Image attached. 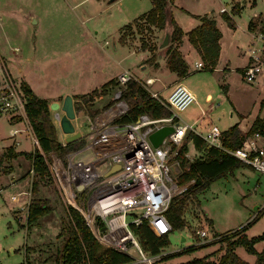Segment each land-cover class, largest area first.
<instances>
[{
  "label": "rangeland",
  "instance_id": "374dc122",
  "mask_svg": "<svg viewBox=\"0 0 264 264\" xmlns=\"http://www.w3.org/2000/svg\"><path fill=\"white\" fill-rule=\"evenodd\" d=\"M173 1L172 17L182 26L186 25L187 16L179 9L181 6L198 13L212 10L213 14L220 15L217 7L222 3L231 14V0ZM240 2L243 7L233 17L237 24L247 21L254 12L258 15L257 18L264 19V0ZM74 3L76 4L72 6ZM149 6V0H0V53L17 85L26 82V79H33L43 82L41 86L53 93L64 86L72 85L76 86L75 91L90 84L99 88L104 83V77L113 75L112 78H115L118 72L126 68L135 80L143 83L146 76H155L156 81L145 88L148 92L157 90L170 78L169 71L152 66L147 59L140 62L137 52L129 53V50L135 43H140L139 38L157 45L162 39V30L148 27L140 21V30L133 27L126 32L123 39H119L122 33L120 27L131 23L146 12ZM238 6L234 5L236 8ZM28 11L37 13V24H29L23 19ZM72 16L76 22L69 20ZM220 26L224 28L222 24ZM49 28H54L52 30L56 36H60L57 41H50ZM79 28L86 31L102 54L105 51L113 58H104L103 55L102 58L99 57L98 50L95 51L91 46V49L88 48V41L87 49L85 47L87 58H80L84 50L83 42L81 45L75 44V39L72 40L71 36ZM37 33H43L41 36L45 44L39 51L34 52L31 41ZM233 35V45L224 48L222 59L216 68L195 70L191 61L188 73L182 77L177 76L196 95V101L180 112L181 117L192 124L196 131L204 132L212 124L223 131L235 122L242 130L247 128L257 113L264 115V105L260 107V100L264 96L263 85L244 81L240 69L223 68L222 62L227 61L226 59L230 61V67L240 63L244 58L241 51L250 40V33L244 27L237 28ZM112 37L117 46L115 51L112 49ZM104 41H108V44H104ZM101 44H104L103 48ZM156 52L157 50L151 54ZM139 63L144 66L140 68ZM121 86L117 84L111 91L100 94V98L93 104L81 105L72 97L75 117L70 122L74 128L73 133L78 132L80 136L69 142L76 143L77 146L81 143L83 145L88 118L99 114L112 101L116 90ZM165 94L166 91L159 92L161 97ZM57 103V107L48 103V112L56 139L63 145L67 143L65 137L68 135L61 131L59 122L64 111L61 109V102ZM13 128L18 129V132L10 135ZM184 144L185 156L189 160L201 155L190 140L184 141L182 145ZM7 146L22 151H30L38 146L27 117L0 115V155L6 152ZM180 147L181 145L177 148ZM51 154L60 156L58 153L49 152L46 158ZM30 165V160L23 155L15 158L3 157L0 162V264L21 263L24 260L25 246L28 261L32 264H53V253L59 246L58 231L65 224V212L69 206L60 197L50 174L49 179L37 183V190L32 193L30 187L34 173ZM180 172L179 160L173 161L171 174L175 181ZM177 196L186 198L183 211L185 225L182 229L167 233L168 244L158 252L159 259L151 264H180L223 246V243L213 238L193 251L165 257L195 244L193 231L196 228L206 229L208 233L225 232L237 229L252 219L264 205V173L241 165L232 173L210 182L196 196L192 192H181ZM32 197L41 198L49 211L40 216L35 224L26 228V208ZM263 232L264 210L247 226L244 233L251 237ZM181 236L184 239L181 240ZM253 246L257 251L261 250L264 239L256 241ZM220 253L221 251L214 253L212 258L217 259ZM235 253L245 261H253L255 258L242 245L235 248ZM126 254L132 259L130 264H148L139 260L140 255L134 247H129Z\"/></svg>",
  "mask_w": 264,
  "mask_h": 264
},
{
  "label": "built area",
  "instance_id": "2783aa9c",
  "mask_svg": "<svg viewBox=\"0 0 264 264\" xmlns=\"http://www.w3.org/2000/svg\"><path fill=\"white\" fill-rule=\"evenodd\" d=\"M240 1L231 0V6L238 4L241 9ZM218 11L228 13L225 6ZM257 17L256 13L252 14L248 20L250 40L242 51L246 61L240 70L244 81L264 87V19ZM138 50L139 45H134L132 51ZM193 66L200 70L202 62L194 61ZM130 79L135 77L126 68L116 76L120 85ZM154 80V77H147L141 83L146 87ZM162 89L149 91L166 110L162 115L152 117L140 113L135 120L118 122L128 110V104L117 89L112 101L99 114L88 118L83 145L58 157L51 154L48 159L39 150L60 197L83 216L97 242L123 253L134 247L140 255L139 260L148 264L160 256L148 254L140 248L132 226L144 222L157 236L167 235L172 230L164 212L170 200L189 184L178 185L172 175L173 161L178 162L175 158L177 147L186 141L190 131L198 134L207 145L219 147L222 133L214 124L204 132L196 131L181 117L180 112L196 101L194 93L182 82H174L164 97L159 96ZM95 99L93 95L91 101ZM75 101L85 104L79 98ZM24 104L20 84L15 83L0 53V115L25 118ZM251 123L240 130V143L225 151L241 164L264 173V127L248 132ZM163 126H170L171 130L153 146L148 135ZM17 132L18 129L13 128L9 134ZM114 164L118 167L109 171ZM193 235L195 244L218 237L202 228H196Z\"/></svg>",
  "mask_w": 264,
  "mask_h": 264
},
{
  "label": "trees",
  "instance_id": "16d2710c",
  "mask_svg": "<svg viewBox=\"0 0 264 264\" xmlns=\"http://www.w3.org/2000/svg\"><path fill=\"white\" fill-rule=\"evenodd\" d=\"M149 1L151 6L146 12L136 17L131 23H126L120 27L122 33L119 39H123L126 32L133 27L140 30V21L148 25V27L152 26L156 29L163 30L167 19H169L170 40L161 50L165 58L166 68L174 72L178 77H182L188 73L187 63L177 48L182 37L186 36L188 42L194 48L202 62L201 69H214L220 49L218 39L221 36V32L216 26L214 18L207 14H191V16L199 20V23L191 29L183 31L168 12V7L173 0ZM253 2L254 0H252V3ZM231 11L233 14L237 12V8L233 6ZM221 16L228 26H233L229 14L223 12ZM249 25L250 21L248 22V27ZM139 40L142 50L147 49L151 52L157 50L156 54L152 53L151 56L146 58L152 66L157 67L156 58L158 57V52H160L157 46L147 43L144 38H139ZM117 84L116 78H111L101 84L99 88H94L85 94H75L74 98H81L83 101L91 100L93 95L109 92ZM20 87L25 96L24 108L26 117L30 122L39 149L35 147L30 151H22L14 150L12 146H7L6 152L0 155V162L3 157L15 158L18 155H23L28 158L31 164L30 169L34 173L30 188L32 193H35L37 190V183L41 180L50 178L47 165L40 151L45 155L49 152L62 155L68 150L80 147L82 143L79 146L72 142H67L62 145L56 139L54 127L49 119L48 101L45 98L35 95L26 82H21ZM119 89L120 96L126 100L128 104V110L118 119V122L123 123L135 120L140 113H147L152 117H157L166 113L163 106L150 95L140 81L130 79ZM263 105L264 96L260 100V107ZM51 115H53V111H51ZM17 120L18 118H16V121ZM262 127H264V117L257 113L248 132ZM65 134L69 136L72 132ZM241 136V131L237 122L222 131L220 138L221 145L219 147L207 145L198 134L190 131L186 141L190 140L193 147L201 152V155L189 160L185 156V144L181 145L177 150L175 158L179 160L181 172L177 175L176 183L181 185L189 182L182 193L192 192L196 196L197 192L204 190L210 182L216 178L222 177L227 173H232L235 168L243 165L234 156L225 151V149L231 150L235 148L240 143ZM185 199L186 198L183 196H174L164 212L172 230L182 229L185 225L183 217ZM263 210L264 205L257 210L252 219L237 229L215 232V234L218 235L216 241L223 243V246H219L210 253L200 257H193L180 264H250L235 253V248L239 245L244 246L248 253L255 256V260L252 264H264V247L257 251L253 246L256 241L264 239V232L251 237H248L244 233L247 226L257 219ZM48 211V206H46L41 198L32 197L27 203L26 208V228H28L29 225L35 224L37 219ZM132 231L140 248L152 255L158 254L161 248L168 244L167 235H155L144 222L139 225H133ZM58 236L60 237V242L58 248L53 253V264H130L132 260L126 253L112 248L102 247L91 233L83 216L75 208L70 206L65 212V224L58 231ZM201 245L204 244L188 245L165 257L183 252H190L199 248ZM24 250V260L19 264H32L28 261L26 246ZM219 251H221V253L218 258H212V255Z\"/></svg>",
  "mask_w": 264,
  "mask_h": 264
},
{
  "label": "crops",
  "instance_id": "0c3cea01",
  "mask_svg": "<svg viewBox=\"0 0 264 264\" xmlns=\"http://www.w3.org/2000/svg\"><path fill=\"white\" fill-rule=\"evenodd\" d=\"M174 2V1H173ZM78 3V2H77ZM76 3H74V4H72V6H74ZM149 4H150V1H149ZM150 6H151V4H150ZM150 6L148 7V8H150ZM171 6H173V3H172V5H171V3H170V5H169V7H168V12L172 15V10H171ZM221 6H224L222 3L220 4V5H218V7H217V13H219V11H218V9L221 7ZM181 8V10L183 11V12H185V14H186V16H187V18H186V25L185 26H182V25H180L178 22H176L180 27H181V29L183 30V31H187V30H189V29H191L192 27H194V26H196L198 23H199V20L197 19V18H195V17H193V16H191V14H197V15H201V14H207L208 16H212V18H214V20H215V22H216V26L218 27V29L220 30V32H221V36H220V38L218 39V42H219V46H220V49H219V54H218V58H217V62H216V65H215V68L218 66V64L220 63V61H221V59H222V53H223V51H224V48H228L229 46H232L233 45V38H234V33H235V31L237 30V28H241V27H244V29L246 30V31H248L249 32V30H248V20H249V18L247 19V21H244V22H240V23H238L237 24V22H236V20L233 18L236 14H239V10H238V8H237V12H235V13H233L232 14V11H231V14H229V13H227V14H229L230 16H231V19H232V24H233V26L232 27H230V26H228L227 25V23L223 20V18H222V16H221V13H219L220 15H215V13L213 14V12H212V10L211 11H206V12H204V13H198V12H195V11H192V10H189V9H185V8H183L182 6L181 7H179V9ZM144 13V12H143ZM253 14H255V12L253 13ZM25 21H27L29 24H37L38 22H39V17H38V15H37V13L36 12H34V11H28L27 13H26V15H25V17L23 18ZM69 20H74L75 22H76V20H75V18L72 16V18L70 17L69 18ZM74 22V23H75ZM220 24H222V26L224 27V28H222L221 26H220ZM53 25V24H52ZM54 26V25H53ZM52 29H54V28H49L48 30H50V31H48V33H49V36H50V41H53V42H55V41H57L58 40V38L60 37H58V36H56V34L54 33V30H52ZM154 29H156V28H154ZM156 30H159V29H156ZM119 32V31H118ZM43 33H40V34H36V37H34V40L33 41H31V47H32V49H33V51L35 52L36 50H40L42 47H43V45L45 44V42H44V40H43V38H42V35ZM162 34H163V30H162ZM156 35H157V33H156ZM72 40H74L75 39V41H74V43L76 44V43H78V44H82V42H83V47H84V50H83V54L80 56V58H87V52L85 51V47H86V49H87V46H86V44H88L87 43V41L89 42V44H88V48L89 49H91V47L93 48V49H95V51H97L98 50V48H97V46L95 45V43L92 41V38H89L90 36L89 35H87V33H86V31L84 30V29H81V28H79V30L78 31H75V33H73L72 35ZM65 39H67V38H65ZM112 39H114L113 37H112ZM90 42H91V44H90ZM248 42V41H247ZM246 42V43H247ZM147 43H149V42H147ZM245 43V44H246ZM150 44H152V43H150ZM135 45H139V50L138 51H132V48L129 50V53H136L137 52V54H138V56H137V58H138V60L141 62L142 60H145L146 58H148L149 56H151V51H149V50H147V49H144V50H142L141 48H140V43H135ZM91 46V47H90ZM102 48H103V46H104V44H101L100 45ZM157 46V45H156ZM14 48H16V49H18V47L17 46H14ZM116 48H117V46L115 45V42L114 43H112V49H113V51H115L116 50ZM178 50H179V52L181 53V55H182V57L184 58V60L186 61V63H187V66H188V68H190V66H191V61H192V63L194 62V61H198V60H200L199 59V57H198V55H197V53H196V51L194 50V48L190 45V43L188 42V40H187V38H186V36H183L182 37V39H181V42L178 44ZM244 49H242V51H243ZM99 51V57H101L102 58V55H103V57L104 58H113V56H111L109 53H107V52H105L104 51V54H102V52L100 51V50H98ZM241 51V53H242V56L244 57V58H242V60L240 61V63L239 64H236V65H234V66H231L230 67V61L228 60V59H226L227 61H223L222 63L224 64L223 65V68H228V69H231V68H237V69H240L241 68V66L245 63V61H246V58H245V56L243 55V52ZM158 59H157V67L156 68H158V67H160V69L161 68H163L164 70H168L167 68H166V65H165V58L163 57V55L161 56V57H157ZM140 64V68H142V66H144V64H142V63H139ZM18 70V69H17ZM19 71H21V70H19ZM169 71V70H168ZM119 73V72H118ZM169 74H170V78L169 79H166L165 80V83L159 88V89H157V90H160V89H162V87L163 86H168V88L174 83V82H176V81H180L181 80V78H180V80H178V77H177V75L174 73V72H171V71H169ZM113 77V75L111 76V75H107L106 77H104V79H102V80H104V81H102V82H105V81H107L109 78H112ZM147 77H154L155 78V80H154V82L156 81V77L155 76H152V75H148V76H146L145 78H147ZM116 78V77H115ZM144 78V79H145ZM60 80L62 79V78H59ZM63 80V79H62ZM66 81V80H65ZM153 82V83H154ZM181 82V81H180ZM26 83L29 85V87L31 88V90L34 92V94L35 95H37L38 97H41V98H45L47 101H48V103H51V102H61L62 101V99H63V97L65 96V95H70L71 97H73L75 94H77V95H80V94H85V93H88V92H90L92 89H94V88H97L96 86H94V85H92V84H90V85H87V87H85L84 89H81V90H76L75 91V89H76V86L75 85H72L71 87H67V86H64L63 88H61V89H59V90H57V91H55L54 93L53 92H49V90H47L44 86H41L42 85V83L43 82H40V81H34L33 79H26ZM152 83V84H153ZM44 84H45V82H44ZM151 84V85H152ZM184 84V83H183ZM98 85H100V83L98 84ZM151 85H149V86H151ZM185 85V84H184ZM186 86V85H185ZM187 87V86H186ZM168 88L167 89H162L160 92H162V91H166L167 92V90H168ZM154 91H156V90H154ZM193 92V91H192ZM107 93V92H106ZM194 93V92H193ZM194 95H195V93H194ZM95 97H96V99L94 100V101H91V100H87V101H84L85 102V104L87 103V104H93V103H95L99 98H100V95L99 96H97V95H95ZM195 97H196V95H195ZM74 99H78V98H74ZM79 99H81V98H79ZM90 101V102H89ZM110 103V102H109ZM108 103V104H109ZM107 104V105H108ZM255 117V116H254ZM253 117V118H254ZM183 118V117H182ZM184 119V118H183ZM12 124V123H11ZM15 124H18V123H15ZM241 124H239V126H240ZM16 129V128H15ZM253 255V254H252ZM254 256V255H253ZM255 257V256H254ZM254 260H255V258L253 259V261H247L246 260V262H248V263H250V264H252L253 262H254Z\"/></svg>",
  "mask_w": 264,
  "mask_h": 264
},
{
  "label": "water",
  "instance_id": "95a60500",
  "mask_svg": "<svg viewBox=\"0 0 264 264\" xmlns=\"http://www.w3.org/2000/svg\"><path fill=\"white\" fill-rule=\"evenodd\" d=\"M112 0H108V2H110ZM170 40V23H169V19H167L165 27L163 29V36L161 41L157 44V49L160 51L158 52L157 56L161 57L162 56V52L161 50L169 43ZM111 43H114V39L111 40ZM50 106L53 107H57L58 103L57 102H51ZM61 109L64 111V115L61 116L60 118V128L61 131H63L64 133H71L69 136L65 137V141L69 142L72 141L76 138H78L80 135L78 132H74V128L72 123L70 122V119L74 118L75 114H74V107H73V102H72V97L70 95H65L61 101ZM171 130L170 126H163L160 127L159 129L153 131L152 133H150L148 135V138L151 142V144L153 146H156L160 143L162 137L168 133ZM118 167V164H114L111 169H115ZM184 239L183 236H181V240ZM150 254V253H148Z\"/></svg>",
  "mask_w": 264,
  "mask_h": 264
}]
</instances>
